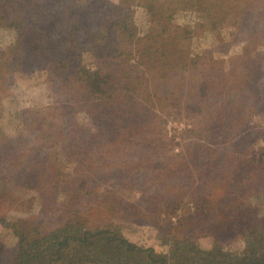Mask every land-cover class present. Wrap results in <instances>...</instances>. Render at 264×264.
I'll return each instance as SVG.
<instances>
[{"label": "rangeland", "instance_id": "374dc122", "mask_svg": "<svg viewBox=\"0 0 264 264\" xmlns=\"http://www.w3.org/2000/svg\"><path fill=\"white\" fill-rule=\"evenodd\" d=\"M164 1L0 0V264L11 218L113 222L160 254L264 224V0ZM78 63L98 89L67 83Z\"/></svg>", "mask_w": 264, "mask_h": 264}, {"label": "trees", "instance_id": "16d2710c", "mask_svg": "<svg viewBox=\"0 0 264 264\" xmlns=\"http://www.w3.org/2000/svg\"><path fill=\"white\" fill-rule=\"evenodd\" d=\"M184 1L190 0H168L163 4L171 7ZM79 64L66 66L70 75L67 83L75 74L78 82L98 89L103 80L102 67ZM80 130L82 134L84 131ZM1 144L3 142L0 147ZM194 202L200 217L203 197H195ZM183 216L186 217H180ZM6 223L19 235V243L2 264H264V224L251 223L242 228L245 246L241 249L226 250L220 240H216L212 248H204L190 238L193 230L181 237L174 234L170 246L160 254L154 247L129 239L119 224L113 222L93 226L69 218L63 224L46 227L29 217L11 218ZM1 251L6 254L5 247Z\"/></svg>", "mask_w": 264, "mask_h": 264}]
</instances>
